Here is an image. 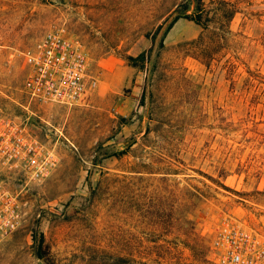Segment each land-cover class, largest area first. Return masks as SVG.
<instances>
[{
    "label": "rangeland",
    "instance_id": "374dc122",
    "mask_svg": "<svg viewBox=\"0 0 264 264\" xmlns=\"http://www.w3.org/2000/svg\"><path fill=\"white\" fill-rule=\"evenodd\" d=\"M227 1L238 12L207 67L187 51L200 26L181 18L165 35L185 0H0V121L59 157L39 183L0 169L28 200L0 264H218L224 218L264 229V0ZM55 28L96 81L72 106L23 89L26 53ZM40 235L53 263L36 254Z\"/></svg>",
    "mask_w": 264,
    "mask_h": 264
},
{
    "label": "built area",
    "instance_id": "2783aa9c",
    "mask_svg": "<svg viewBox=\"0 0 264 264\" xmlns=\"http://www.w3.org/2000/svg\"><path fill=\"white\" fill-rule=\"evenodd\" d=\"M30 63L24 92L31 100L72 106L96 81L88 75L82 45L63 29L48 30L26 53ZM51 147L12 120L0 121V169L13 172L25 185L39 183L58 166ZM28 200L0 180V244L26 221ZM211 250L218 264H264V229L232 217L217 226Z\"/></svg>",
    "mask_w": 264,
    "mask_h": 264
},
{
    "label": "trees",
    "instance_id": "16d2710c",
    "mask_svg": "<svg viewBox=\"0 0 264 264\" xmlns=\"http://www.w3.org/2000/svg\"><path fill=\"white\" fill-rule=\"evenodd\" d=\"M238 12V8L235 4L227 0H212L209 5H206L204 0H185V2L180 3L175 7L170 15L171 22L169 23L165 35L168 34L170 29L173 27L174 23L181 18L193 21L196 25L200 26L202 33L200 36L188 42V45L193 46L191 51L188 52L189 55L200 59L207 67L211 66L214 60L213 55H216L219 51V46L225 45L227 41L225 33L228 32L230 23L232 22L235 14ZM216 25L218 28H216ZM217 29L221 30L224 35L218 34ZM216 34L215 36H210L211 33ZM164 39L162 41L163 45ZM147 53H143L140 59L145 58ZM250 73V70H248ZM128 151L122 150L120 152H115L114 156L120 157L125 155ZM35 243L37 242V236L33 238ZM36 254L39 258L45 260L47 263H53L48 246H44V238L40 235V241L37 243ZM156 261H154L155 263ZM116 264H146L142 261H134L128 258L125 254H118L115 257Z\"/></svg>",
    "mask_w": 264,
    "mask_h": 264
}]
</instances>
